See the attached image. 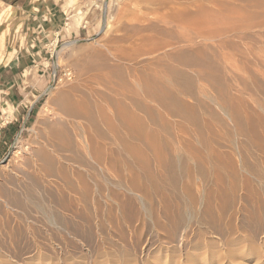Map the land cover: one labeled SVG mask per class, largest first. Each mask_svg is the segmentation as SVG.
Returning a JSON list of instances; mask_svg holds the SVG:
<instances>
[{
    "label": "bare ground",
    "instance_id": "6f19581e",
    "mask_svg": "<svg viewBox=\"0 0 264 264\" xmlns=\"http://www.w3.org/2000/svg\"><path fill=\"white\" fill-rule=\"evenodd\" d=\"M253 1H255L254 3L255 5H257V7L258 6L264 7V0H253ZM134 2H137V4L139 5V9H137L138 8L137 6L136 9H133L136 11V13L135 11L132 12L129 9L127 13H124L123 16V17H127L128 14L131 15V20L123 25V30L127 32V35H122L121 37L116 38L117 40L127 42L128 45L126 47L124 46L125 48L122 47L124 49L119 48V50H116V52H111L110 55L108 53L107 57L104 55L101 58H99L102 61L98 65L100 69L103 70V73L98 74L99 71L96 70L98 71L96 75L97 77L92 75L93 79H95V83L102 84L106 89L100 90L99 88H96V86L94 87L91 84L92 83L91 81L93 79H88L90 83H88L87 81H82V83L78 85L75 86L69 85L70 87L61 88V89H56L57 87H55L54 85L48 90L50 94L48 99V104L50 105L51 108V116H47V118H41L37 122V126L35 127L33 142L37 144V148L32 152L29 161L27 160V162L30 163L31 166L33 167V171L31 170L32 174H30L29 176L26 175L28 180V183L26 181L27 185L24 186L23 190L19 187V185L17 188L19 190L17 189L15 190L13 188L0 185V214L2 215V218H0V246L5 247L7 250H13V244L11 243L16 244L18 238H15L14 235L20 236V234L22 235L23 230L33 228L32 225L29 223V221H27V218L24 217L25 215L23 216L22 214H19L16 211L14 212L13 208L18 210H23L24 207L26 206H32L36 211L38 212L42 211L45 214L46 219L49 223L56 224V227L58 228V229L56 228L57 230L60 229L61 231L64 232L67 231L66 232L67 235L70 234L69 232L72 233L74 232L76 234H78V232H81L82 234L85 235L86 231L83 230L82 228L89 226L87 221L90 218L87 214V209L89 208V206H91L92 209H94V211L96 212V211H100V209L102 208L100 204H99L100 206H98V204L94 201L95 199L91 196L90 186L92 185L89 184L93 183L94 185V182H92V180H89L91 181V183H89L88 181V179L90 178L91 179L95 178L92 176L95 175L99 176L97 169L101 170V166L103 167L107 166L113 169L114 172L116 173V176L119 178L117 182H113V179L110 180L109 178L103 177L104 183L102 184L101 182L103 186L107 185L108 187L111 184L113 186H119L120 184H123L126 186V188H124L126 191H128L133 195L134 194L137 195L139 198L144 197L148 201L147 204L152 208L155 205H154V201H152L151 199L153 197H158V199H160V200L156 199L157 203L160 202V204H156V206L159 205V209H160L157 210V215H159L157 220L158 221L157 224H159V227L157 226L158 228L168 229L172 234H175L176 228L179 227V224L181 222V213L178 210L177 205L173 201H175L177 198H182L186 200V204L187 203L195 204L196 201H199L200 203L203 202V204L200 205V206L203 205L200 211V218H199L200 224H204L205 226H208L213 230L215 229V231L219 234H224L228 229L229 231L231 230L230 228H232L233 225L232 222H234L231 221V219L234 218L233 214L235 212H237L238 214V211H235L236 209H234L235 204L239 200V196L236 195L239 186H237V182L235 181V179L237 177V174L239 175L238 170H242L244 166L242 157H240L241 169H237V167L239 166L236 167L235 165L233 166L231 165L232 163H230L234 161L229 160L230 161L229 163L225 161L228 159V157L224 155L225 153L222 150L220 152H223L224 154L217 151L220 148L219 145H218L219 148L217 146L218 149L216 150L214 148H211L210 138L213 139V137L209 136L210 138H208L205 137V135L207 134H204L206 127H208L210 123L204 122V120H206L205 119L206 117L203 118L204 120L201 119L200 118L201 115L199 113L202 109V107L199 109V106L200 105L205 106V105L201 104V102L196 98V96L194 98L197 102H195L194 105H192L191 103L189 104L188 102L186 103V101H184V98H186L187 96L184 98L182 96L183 95L185 96V94L190 95V98L191 96H194V90H195L194 77H197L196 78L197 83H198V79H200L199 82L202 80L208 81L210 85L212 84L218 90V93L222 99L221 100L222 103L216 100L218 95L216 96V98L214 96V98L217 102H219L218 103L219 105L221 103L220 111H222V113L226 115L227 117L226 119L230 120L234 118L232 120L233 121L235 120L238 126V127L236 126L235 129L239 128V130L241 131H243L244 129H248L245 128V126L247 127V124L243 126L244 125L243 122L245 121L244 120H242L243 122L241 121L240 119L241 114H239V109H237L236 106L233 107V105L235 104H231L232 99L237 96H235V94L234 97L231 96L232 99L230 101L227 95L226 92L227 87L232 88L233 86L229 87L227 85L226 83L227 80L224 79L222 73V65L220 60L227 56L225 54L227 52L224 51L227 49L234 50L236 54H238L241 58L245 59V53L246 51H248L247 48L245 47V43L248 40L247 38H249L251 35L253 36L255 35V37L257 38L258 36H261L262 39L264 38V13H262L263 15H261L260 12L261 16L259 18L256 15V13L255 14L250 13L248 14V18L250 20L247 18V20H249L250 22L247 20L245 21V9L248 8L247 5L249 3L250 4L252 3V2L248 3V0H134ZM103 5L104 6L102 7V10H104L106 7L105 4ZM143 8L146 9L144 12L141 11ZM251 10L254 11V9L251 8L249 12H251ZM257 10L256 12H259V10L264 11V8L263 9L259 8ZM5 11L6 9L4 7L0 8V24H2L1 21L3 16H5L6 13ZM256 17L257 20L254 21L253 19ZM103 21L104 24L101 25V31H105V29L108 27L107 21L106 20ZM5 28H2V30L0 31V48L3 44V39L7 31V29ZM251 38H249V41L251 40ZM249 41L247 43H249ZM260 42L263 44V40ZM101 47L105 48V46L103 45ZM152 54L154 56L155 61L147 60L148 62L146 61L143 63L141 60L138 59L139 57H144L145 55H152ZM108 56H110V58ZM7 60L8 58L5 61ZM169 60L172 62V64L169 63ZM2 61L3 58L0 55V62ZM120 61H122V64ZM138 64L139 66L137 67L136 65ZM160 64L163 66L164 68L163 70L161 66L160 68H158V65ZM153 66H157V68L161 69L163 73H161L162 71L155 70L154 69L155 67L153 68L154 70L150 72L146 71L149 69V67H153ZM185 67L191 69L190 71H193V74L195 76L193 77L192 75L188 74L184 70ZM163 79L165 80V82L163 81ZM117 84L123 85V87L128 90L127 92H130L129 93L130 102L127 103H131L132 106L138 111V113L141 112L143 116H146L151 122H157V121L159 122L162 119L163 114L167 113L174 117L175 116L180 117V119L185 120L186 123L187 122L190 123L192 127H194L195 129V134H196L195 137L197 139V140L195 139V141L198 142L197 149H194L192 145H190L191 143L193 144V142L189 144L188 140H187L188 143L185 142L186 149L182 151H175L176 149L174 147L173 148L175 150L172 148L173 151H171L172 149L169 150L168 148H166L167 146L166 145L167 142L165 143L166 139H162L164 141L163 144L160 141L161 137L159 138L158 134L156 133L157 131L155 132L147 128L145 124L147 121L145 120V118L144 120L146 122H144L142 118L143 116L141 117V115H139L140 113L138 114L136 110H133L132 108L131 110L126 108L125 105H127V103L126 104L124 103L125 104L124 105L123 102L120 101L118 96L122 95V93H120L119 95L118 93H116L118 91V90L116 91L117 88L116 87H115L116 89L114 88V86ZM201 84L200 86L203 85ZM196 90H197V86H196ZM141 93L142 96L139 95ZM201 94H203V97L206 96L208 99L210 98L208 96V93H206L205 91L204 92L202 91ZM126 99L127 98L124 99L121 98V100L124 101ZM103 102L105 103V106L102 105ZM149 102H151V104L154 102L156 105L160 106L161 107L160 110L163 109L162 111L163 113L151 107ZM238 103L241 102L239 101ZM255 111L254 113L255 114L257 113L256 114L257 117L258 112ZM207 112L209 116H211L210 119H214L215 121H217V123H219V125L223 124L224 127H226L227 125L226 124L227 122L225 123L226 119L224 118L225 119L224 120L222 118L225 117L224 115L222 117H219V115H217L218 113L216 114L214 113V111L210 109H208ZM207 112L204 113L206 114ZM247 113L248 112H246V115L248 117L250 113L249 114ZM246 115L244 118L247 119ZM259 116L261 117L260 114ZM207 118L209 117L207 116ZM262 118L263 117H261V119ZM163 120L165 119L163 118ZM210 121L213 122V120H209V122ZM253 121L255 122L256 120L254 119ZM259 122L258 123L261 125V120H259ZM101 123H105V125L104 124L103 125L107 128V130L104 127L103 128L101 127ZM166 124L167 123L164 124L163 121L162 124L163 129L160 130H164V128L166 129L167 127L171 129V125H169L170 126L169 127L168 124L167 125ZM262 125L264 128V124ZM157 126L159 125L157 124ZM208 128L206 129L207 133L209 132ZM122 129H125L127 133L126 131L125 133H123ZM167 130L164 131L167 132ZM210 130H211L210 132L213 131V129ZM246 131L248 132V130ZM119 132L121 134H119ZM229 132L230 130L228 131V133ZM254 132L252 133L250 131V134L252 133L254 134V136H256ZM224 133H226V131H224ZM167 134H169V132ZM246 134L248 135V133ZM261 134H264V132H262ZM213 136L216 137V135L214 134ZM248 138H250L249 135ZM259 138H261V135ZM131 139H136L139 140L140 142H143L144 145L142 143L141 144L144 147H142L141 144L139 146L138 143L137 144L132 143L130 141ZM254 139L255 138L253 137L250 142H253ZM170 143H168L167 147H169ZM173 144L174 143L172 142V145ZM199 144L201 145L203 144L204 145L203 147L205 149L203 148L202 150L201 148L199 150L198 149ZM256 144H260V143L257 142ZM113 145H115L116 147H114ZM171 146L169 148H171ZM213 146H215V144H213ZM262 150H264L263 147ZM246 152L245 155H247ZM232 155H234V153ZM246 157H244V159ZM262 157L261 158L259 157L260 160L256 159L257 157L254 158L257 161H259V163H261L260 161L263 160ZM247 158L251 159L250 157ZM121 166L122 167L125 166V171L127 170L126 176L122 174L120 170ZM260 166H262V163ZM5 167L1 168L3 174H6L8 171H10V169H6L7 167L6 168ZM246 167L247 166H245V168ZM252 169H254V173L255 171L258 170V169L255 170V166L254 168H251V170ZM261 170L263 169H260V171ZM108 172L107 175L109 174ZM251 174L249 176H251ZM110 175L113 176L112 172ZM259 175L257 176V178L259 177L258 179L264 180L263 177L260 178ZM262 175L264 176V170H263V174L261 172V176ZM44 178L53 179L52 182L54 183V186L52 190L46 191L45 189L42 190V188H40L39 183L41 182L43 183L45 181ZM247 179L244 180L245 184L243 183L244 181L241 180L243 184L242 186L244 187L245 185V189H243V187L241 189L245 190L248 194L249 193L252 195L255 194L256 197L259 196L260 194L257 195L256 193L260 192L261 190L257 192V190L259 189L255 188V186L253 187L252 184L249 183V181H246ZM196 180L197 182L205 181V184L204 182H202L204 185H201L202 183L200 185L198 183L197 185V183L195 182ZM232 180H234L235 182ZM111 187L110 189L107 188L109 189L108 198L110 197L109 199L112 200V202H114L117 205L118 210L121 212V214L126 216L125 218L127 220V218H129L128 216H131L132 213H136L134 212L136 209L133 210L134 206L129 204V202L124 203V200L122 199L123 200L122 201L120 199L123 195H121V197L119 198V193L116 191L114 187H112L111 190ZM96 190L97 192H100V187L96 188ZM35 193L39 195L38 196L39 198L34 197ZM106 193L108 195L107 191ZM102 197H104V195H102ZM125 197L127 196H124V198ZM247 197L249 198L250 196ZM141 202L142 201H140L139 203L141 204ZM171 202L173 203L171 204ZM136 203L137 202L135 201L134 204ZM139 206H137V208ZM197 206L199 207V204H197ZM253 208H255V206H253ZM139 209L141 210L142 207L141 208L139 207ZM143 209L145 210L144 206ZM146 210H150L151 212L150 208ZM254 211L252 212L254 213ZM256 211L258 210L256 209ZM183 212H185V210H183ZM240 213L241 212H239V214ZM11 215L15 217H13V219H10L9 217ZM250 215L251 213L249 214V216ZM151 216H152L151 218H153V215ZM190 216H194V215H190ZM73 217L75 218L77 217L81 219L79 224L74 223L75 218L73 219ZM159 217H163L165 221H160L162 218H160L159 220ZM186 217H188V215ZM151 218L149 217L148 219ZM114 219H116V221L112 220L114 223L118 222L117 217L114 216ZM195 219L197 218L195 217ZM82 220L83 223L85 221V224L82 223ZM154 221H156V219ZM38 223L36 222V224ZM93 224L94 223H92V225ZM118 224L119 223H117V226H115V228L118 227ZM128 224L130 225L131 222H128ZM242 224L244 225L247 224L251 228L249 229L251 231L249 236H252L253 238V235H257L262 226V219H260V217H258L256 213L255 216H251L247 219L243 218ZM40 225L43 226V224L41 223ZM145 225L146 224H144V226ZM138 226H136V228ZM184 227L187 228L185 224ZM138 229L136 230V232L138 231ZM179 229L181 231V228ZM118 230L117 232H119ZM122 231L123 230H121V232ZM124 234L126 235L127 233ZM123 235L120 236L122 237ZM181 235L183 236V234ZM74 236L75 235H73L72 237ZM253 243L255 244V242ZM200 248L202 247L200 246ZM1 251L5 252V250L2 249ZM58 255L55 254L56 257ZM30 256L32 255L30 254ZM9 263L11 262L9 261Z\"/></svg>",
    "mask_w": 264,
    "mask_h": 264
},
{
    "label": "rangeland",
    "instance_id": "374dc122",
    "mask_svg": "<svg viewBox=\"0 0 264 264\" xmlns=\"http://www.w3.org/2000/svg\"><path fill=\"white\" fill-rule=\"evenodd\" d=\"M249 2H252V3L250 4ZM254 2L255 1H253V0H248V3L250 5L246 2L248 4L247 5L248 8L246 7L247 9H245V21L247 20L248 14H250V13H254V14L256 13L258 18L261 15H263L262 13H264L263 10H259V12H256L257 9H259V8L263 9L264 7H261V6L257 7V5H255ZM103 4H105V6H106L104 10H102V7L104 6ZM2 7H4V4L0 3V8H2ZM87 7H88V5H87ZM136 8L139 9V5L137 4V2H134V0H94V2H93V14L95 16V20L93 22L86 24V26L89 27V31H88L87 35L77 37V38L64 39L62 41H57L55 39V40H51V41H48L45 43H41V41L39 40V43L36 42V44H35V42H34V45H32L33 49L34 48H35V50L38 49L36 51L40 50V53H37V54L36 53L29 54L27 49H26V48H29L31 51L32 48L30 47V44H33V43H27L28 42L27 39L23 38L21 36L20 32L18 33V36H15V34H13V31H11L12 30L11 27L10 26L7 27L8 25L6 23L9 24V22H10L9 20L11 19V15H10L9 10L5 11L6 12L5 16H3L2 21H1L2 24H0V31L2 30V28H5V27H6L5 29H7V31H6L7 34L5 33V36L3 39V44L0 48V55L3 58L2 62H5L6 58H11L12 53H14V49L19 48V49H22L21 51L26 50L25 52L27 53L29 60H26L25 64L29 65V66H33V65L37 64L41 69V70H39V73L41 75L44 73L45 76L43 77L42 88L38 90L39 95L36 98L38 101L37 107H35V110L33 111V114L30 118V121L27 123V126H26L27 129L24 133V136H22L20 138L17 137L13 141H11L10 146L7 148V150L5 151L3 156L0 158V174H3L1 171L2 167L6 166L7 167V168L5 167L6 169H10V171H8L6 174L0 175V185L1 186L4 185V186H7L9 188H13L16 190L18 188V185H19V187L23 190L24 186L27 185V183H28L27 176L32 174L33 167L31 166L30 163L27 162V160L29 161V158L31 157L32 152L37 148V144L35 142H33L34 141L35 127L37 126V122L41 118H47V116H51V108H50V105L48 104V99L50 96L48 90L54 85H55V87H57L56 89H61V88H68L70 86L78 85V84L82 83V81H87L88 83H90V81L88 79H93V76H96L98 71H99L98 74L103 73V70H101L99 65H98L102 61L99 58H101L104 55L107 57L108 53L110 55L111 52H116V50H119V48H122L124 46L126 47L128 45L127 42L117 40L116 38H119L122 35H127V32H125V30H123V25L131 20V15L128 14L127 17H123V16H124V13H127V11L129 9H130V11L134 12L135 10H133V9H136ZM251 8L254 9L255 12L253 10H251V12H249ZM145 10L146 9L143 8L141 11L144 12ZM79 11H81V12H79ZM79 11H78L79 12L78 18H79V20L82 21L81 18L83 16V12H82V10H79ZM260 12H261V15H260ZM135 13H136V11H135ZM12 14H13V12H12ZM121 15H122V17H121ZM103 20L107 21V26H108L105 29V31H101V25L104 24ZM124 20H125V22H124ZM249 20H247V21H249ZM253 20L254 21L257 20V17L254 18ZM253 20H251V21H253ZM81 21H80V23H81ZM249 38H251L250 41H249ZM249 38H247L248 40L246 39L247 41L245 40L246 41L245 47L248 50V51L245 50L246 51L245 59L241 58L238 54H236L234 50H228L227 49V50H224L225 52H227V53H225L227 56L220 60L221 65H222V73H223L224 79H226L228 81L227 82L225 80L229 87L233 86L232 88L227 87V90H226L227 95H228L230 101H231L232 97H234V94H235V96H237V97L233 98L234 100L232 99L233 103L231 102V104H235V105H233V107L236 106V108L239 109V114H241L240 119H241V121L242 120L245 121V122L242 121L244 123L243 126H245L247 124V127L245 126V128H248V129H244L243 131H241V130H239V128H236L237 129L236 130L235 127L237 126V124H236L235 120L234 121L232 120L234 118H232L230 120L226 119L227 118L226 115H224V113H222V111H220L222 99H221L216 87L213 86L212 84H211L212 85L211 86L208 81L202 80L199 82L200 79H198V83H200V84L202 83L204 85L203 86L201 84L202 86H200V84H198L196 81L197 77H194L195 75L193 74V71H190L191 69H189L187 67H185V69H184L188 74L192 75L195 78L194 81L196 83L194 82V86H195L194 87L195 90L193 89L194 90V96H191V98H190V95L185 94V96L183 95L182 97L184 98L187 96L186 98H184V101H186V103L188 102L189 104L191 103L192 105H194L195 102H197L194 98L196 96V98L201 102V104H203L205 106L207 105L206 107L200 105L199 109L201 107H202V109H201V111L199 110L200 111L199 113L201 115L200 116L201 119L206 117L205 118L206 120L203 119L204 122H207L210 124L213 123L211 125L210 124L209 125L207 124V125L210 129H213L212 132H214V133L210 132L211 130L208 127H206V129L208 128L209 132L207 133L206 129L204 131V134H207V135H205V137H208V138H210L211 136L213 137V139L210 138L211 148H214L216 150L220 146V148L217 151L220 152L222 150L225 154L223 152H220V153H223L224 155H226L228 157V159L225 161H227V163H229L230 161H234V162H230V163H232L231 165H233V166L234 165L236 167L239 166V167H237V169H241L240 168V166H241V160H240L241 158L240 157H242V161L244 164L243 169L238 170L239 175L237 174V177L235 179V181L237 182V186H239V188L237 189V192H239V193L236 192V195L239 196L238 202L239 201L240 202L239 203L237 202L235 204L234 209H236L235 211H238V214H237V212H235L233 214L234 218H232L231 221H234V222H232L233 225H232V228H230L231 229L230 231L228 229V230H226V232L224 234H219L215 231V229L213 230L212 228H209L208 226H205L204 224H200L199 223L200 211H201L202 206H203V205L202 206H200V205L203 204V202L200 203L199 201H196L195 204H189V203L186 204V200L182 199V198H177L175 200L177 203L175 201H173L177 205L178 210L181 213V222L179 224V227L176 228L175 234H172L168 229L158 228L159 224H157V222H158L157 220H158L159 215H157V210H160L159 205L156 206V204H160V202L157 203V201H156V199H158V197L152 196L153 198L151 200L154 201V205L156 206V207L155 206L153 207L156 209H153L152 207H150L147 204L148 201L144 197L139 198L137 195H135V194L133 195V194L129 193L128 191H126L124 189V188H126V186L123 184H120L119 186H113L112 184L109 185L108 187H107V185L103 186L102 185L104 183L103 177L109 178L110 180L113 179V182H117L119 178L116 176V173L114 172L113 169H111L107 166H104V167L101 166V170L97 169L99 176H96V175L92 176V177H95L96 179L95 178L88 179V181L92 180V182H94V185H93V183H91V181H89V183H91L89 185H92V186H90L91 187V196L95 199L94 201L98 204V206L101 205L102 208L100 209V211H96V212L94 211V209H92L91 206H89L90 209L89 208L87 209V214L90 217L89 220L87 221L89 226L82 228L83 230L86 231V234H87V235L85 234L86 236L84 234H82L81 232H78V234H76L74 232L73 233L69 232L70 234L67 235V233H66L67 231L64 232V231H61L60 229L57 230L58 228L56 227V224L49 223L46 219L45 214L42 211H39V212L36 211L32 206H26V207H24L23 210H18V209L13 208L14 212L16 211L19 214H22L23 216L25 215L24 217L27 218V221H29V223L32 225L33 228L23 230L22 235L20 234V236L14 235V237L18 238V239L16 241V244L11 243V244H13V250H7L5 247L0 246V264H25V263L26 264H28V263L29 264H68V263L69 264H264V180L258 179L259 177L257 178V176L260 174L259 175L260 178L263 177V179H264V176L263 175L261 176V172L263 174V170H264V161H263L264 160V152H263L264 150H262V147L264 149V144H263L264 134H261L262 132H264V128L262 125V124H264V120H263L264 119V111H263L264 110L263 109V107H264V47H263L264 46V38L262 39L261 36H258V38H259L258 39L257 37H255V35L254 36L251 35ZM256 38H257V40H256ZM260 39L263 40V44L260 42V41H262ZM248 41H249V43H247ZM100 44L105 46V48L101 47L102 45H100ZM36 46H38V48H36ZM41 46H43L42 50H41ZM124 48H122V49H124ZM108 57L110 58V56H108ZM138 59L144 63L147 60L148 61L154 60V56H153V54L152 55H145L144 57H139ZM120 62L122 64V61H120ZM169 63L172 64V62L170 60H169ZM43 64H45V65H43ZM136 66L138 67L139 64ZM150 66H152V65H150ZM160 66L163 70L164 68L161 64L158 65V68H160ZM88 67H90L92 69H90ZM79 68H80V70H79ZM153 68L157 71H162L161 69H158L157 66L149 67V69L146 71L150 72V71L154 70ZM96 70H98V71H96ZM161 73H163V71ZM86 78H87V80H86ZM79 79L81 80V82ZM164 79H163V81L165 82ZM113 80H115V79H113ZM91 82H92L91 84L94 87L96 86V88H99L100 90L106 89L102 84L95 83V79H93ZM118 85H120V84L115 85L114 88L115 87L117 88V89L116 88L115 89H116V91L118 90L119 92L117 91L116 93H118L119 95H120V93H122V95L118 96L120 101L123 102V104L130 102V100H129V97H130L129 93L130 92H127L128 90L126 88H124L123 85H120L121 87ZM196 86H197V90H196ZM201 90L203 92L205 91L206 93H208L210 100L206 96L203 97V94H201V92H202ZM138 91H140V90H138ZM123 92H126L127 94L123 93ZM139 95L142 96V93ZM123 96H125V97H123ZM214 96H215V98L217 96L216 100L221 102L220 105L218 104L219 102H217L215 100ZM121 98L122 99L127 98L125 100L126 102L124 100H121ZM238 99H240V100H238ZM214 100H215V102H214ZM211 101H213V102H211ZM239 101L241 103H238ZM206 103H209V104H206ZM149 104L151 107H153V108L157 109L158 111H160L161 113H163L162 112L163 109L160 110L161 107L156 105L154 102L152 104H151V102H149ZM153 104H155V105H153ZM102 105L105 106V103L103 102ZM125 106H126V108H128L130 110H131V108L133 110H136L132 106L131 103H127V105H125ZM218 106H219V108H218ZM207 108L214 111V113H216V114L218 113L217 115H219V117H222L224 115L225 117H222V118L226 119L225 123L227 122L226 124L228 125V128H227V125H226V127H224L223 124L219 125V123H217V121H215L214 119H210L211 116H209V114L207 112L208 111ZM255 110L258 112L257 117H256L257 113L256 114L254 113ZM203 111L207 112V113L205 114ZM245 111L248 112L247 114L250 113L249 115H252V114H255V115H252L253 117L248 115V117H247ZM136 112L138 113L137 110H136ZM240 112H242V113H240ZM251 112H253V113H251ZM139 113L138 114L141 115V117H142L143 114L141 112H139ZM242 114H243V116H242ZM259 114L261 115V117H263L262 119L259 116ZM43 115H44V117H43ZM245 115H246L247 119L244 118ZM207 116L209 118H207ZM258 117H259V119H258ZM142 118H143V120L145 118V120L147 121L146 122L144 120V122H146L145 124H146L148 129L153 130L155 132L157 131L156 133L158 134L159 138L161 137V140L159 138L158 139L163 144H164V141L162 139L167 140V141L165 140V143L167 142L166 143L167 146H168V143L171 142L169 147L172 145V142L174 143L171 146V148L166 146V148H168L169 150L174 147L176 149L175 150L173 148L175 151H182V150L186 149L185 142L188 143V141H189V144L191 142H193V144L191 143L190 145H192V147L194 149H197V146H198L197 143L198 142L195 141L196 134H195L194 127H192V125L188 122H187L188 123L187 124L186 121L183 119H180V117H176V116L174 117V116H171L167 113L166 114L164 113L163 117L161 119L162 121L160 120L161 122L160 121L159 122L158 121L157 122H151L146 116H143ZM163 118L165 120H163ZM254 119L256 120L255 122L253 121ZM167 120H168V122H167ZM209 120H213V122L212 121L209 122ZM259 120H261L262 126L259 124L260 123ZM163 121H164V124L167 123L168 126L171 125V129L168 127H167L168 130H167V128L166 129L164 128V130H167V132L164 130H160V129H163V126H162ZM156 123L159 126H157ZM103 124L105 125V123H101V127L102 128L104 127L107 130V128ZM233 124H235V125H233ZM212 125H214V126H212ZM32 128H33V131H32ZM225 128H227L228 130ZM229 130H230V132L228 133ZM234 130H235V132H234ZM246 130H248V132ZM249 130L252 133L255 130L254 133L256 136H254V134H252V133L250 134ZM256 130H257L258 134L256 133ZM122 131H123V133H125L126 130L122 129ZM122 131H121V133H122ZM224 131H226L227 134L224 133ZM237 131H239V132H237ZM168 132H169V134H167ZM108 133H110V132H108ZM121 133L119 132V134H121ZM126 133H127V131H126ZM209 133H210V135H209ZM246 133H248L250 138H248V135ZM213 134L216 135V137L213 136ZM231 134L233 135V137ZM245 134L247 135V138H246ZM122 135H124V134H122ZM251 135L255 138L253 140V142H250L253 138ZM260 135H261V138H259ZM193 136H194V138H193ZM219 136H221V137H219ZM256 138H258V139H256ZM190 139H192V140H190ZM130 141L134 144L138 143L139 146L141 143L143 144V142H140L139 140H136V139H131ZM254 141L256 143L258 142V143L262 144L263 146L260 144H256ZM249 143H251V144H249ZM142 144H141V146L144 147L143 146L144 144L143 145ZM213 144H215V146H213ZM255 144L258 146H256ZM113 146L116 147L115 145H113ZM203 146H204L203 144L202 145L199 144L200 148L198 147V149L200 150L202 148V150H203V148H204ZM217 146H218V148H217ZM173 149L171 151H173ZM245 152L247 155H245ZM259 152H262V153H259ZM231 153L232 154L234 153V155H232ZM262 155H263V157H262ZM246 156L250 157L251 159H248ZM244 157H246V158L244 159ZM254 157L255 158L257 157L256 159H258V160H260L259 157L260 158L262 157L263 160L261 159L262 161H260L262 163V166H260L261 163H259V161H257ZM253 161H254V163H253ZM245 166H247V167L245 168ZM254 166H255V170L258 169L257 171L259 174L257 173V171H255V173H254V169L251 170V168H254ZM236 167H235V169H236ZM102 168H103V171H102ZM260 169H263V170L260 171ZM106 170H108L109 172ZM120 170H121L122 174H124V176L127 175V172H126L127 170L125 171V166H123V167L121 166ZM102 172H103V174H102ZM107 172L109 173L108 175H107ZM111 172H112L113 176L110 175ZM247 172H249L250 174L252 173L251 176H249L250 174ZM242 176H243V178H242ZM244 176H246V177H244ZM251 177L252 178L254 177V178L252 179ZM244 178L245 179L248 178L249 180L247 179L246 181H249V183L252 184L253 187L255 186V188L259 189V190H257V192L261 190L258 193L255 192L257 195L260 194L259 196L256 197L255 194H253V195L250 193L248 194L245 190H243V189H245V185H244V187L242 186L243 185L242 181L245 180ZM44 179H45V181L43 183L42 182L39 183L40 188H42V190L45 189L46 191L52 190V188L54 186V183L52 182L53 179H51V178H48V179L44 178ZM230 179H232V178H230ZM97 180H98V182H97ZM26 181H27V183H26ZM232 181H234V180H232ZM22 182H23V184H22ZM101 182H102V184H101ZM195 182L197 183V185H198V183L200 185L202 182H204V184H205V181L197 182V180H196ZM240 182H241V184H240ZM47 183H49V184H47ZM243 183L245 184V181ZM204 184L202 183L201 185H204ZM206 185H208V184H206ZM111 186L114 187L116 189V191L119 193V198L121 197V195H123L120 199L121 200L123 199L124 203L129 202V204L134 206L133 210L136 209L134 211L136 213H132L134 216L131 214V216H128L129 218H127V220H126V218H125L126 216L121 214V212L118 210L117 205L114 202H112V200L109 199L110 197L108 198L109 189ZM99 187H100V192H97L96 188H99ZM104 187H106V188H104ZM112 187H111V190H112ZM242 187H243V189H241ZM107 188H109V189H107ZM239 189H240V191H239ZM17 190H19V189H17ZM241 190H243V191H241ZM106 191L108 192V195H107ZM122 192L123 193L125 192V193L123 194ZM243 192H246V193H243ZM36 194L37 193H35L34 197L39 198L38 197L39 195L38 194L36 195ZM241 194H243V195H241ZM244 194H245V196H244ZM246 194H248V195H246ZM102 195H104L105 198L102 197ZM124 196H127V197H125L126 199L124 198ZM134 196H136V197H134ZM247 196H250V197L248 198ZM133 198H135L137 200H135ZM132 199L135 200L137 203L134 204L135 201H133ZM158 200H160V199H158ZM252 200H253V202H252ZM140 201H142L141 204L139 203ZM173 202H171V204ZM182 204H184V205H182ZM197 204H199V207L197 206ZM239 204H240V206H239ZM141 205H143L145 207V210L143 209V206H141ZM147 205H148V207H147ZM137 206H139L140 208L142 207V209L140 210L139 207L137 208ZM191 206H193V207H191ZM253 206H255V208L258 211H256V209L253 208ZM190 207H191V209H190ZM94 208H95V206H94ZM149 208L151 209V212H150V210H146ZM239 208H240V210H239ZM245 209H246V211H245ZM152 210H154L156 213ZM183 210H185V212H183ZM28 211H30V212H28ZM252 211H254L255 214ZM239 212H241L242 214L241 213L239 214ZM154 213H155V215H154ZM250 213H251V215L249 216ZM256 213H257V216L260 217V219H262V226H261L258 234L253 235V238H254L253 239L252 236H249V234L251 232L249 229H251V228L247 224H245V225L242 224V220H243V218L247 219L251 216H255ZM90 214H91V216H90ZM112 215L117 217L118 222H115L116 224L113 222V221H116V219H114V216H112ZM151 215H153V218H151L152 217ZM187 215H188V217H186ZM190 215H194V216H190ZM11 216L9 217L10 219H13V217H15L13 215H11ZM243 216H245V217H243ZM131 217H133V218H131ZM141 217H142V220H141ZM149 217L151 219H148ZM195 217L197 219H195ZM0 218H2L1 214H0ZM74 218L75 217H73V219ZM76 218H75L74 223L79 224L81 219H79V218L76 219ZM160 218H162V219L160 220ZM135 219H136V221H135ZM137 219H139V220H137ZM153 219L154 220L156 219V221H154ZM163 219H164L163 217H159L160 221H165V219L164 220ZM94 220L96 221V223ZM132 220H133V222H132ZM92 221H94V222H92ZM134 221H135V224H134ZM36 222L37 223L39 222V223L36 224ZM89 222H91V223H89ZM128 222H131V224L129 225ZM40 223L43 224V226L40 225ZM44 223H46V224H44ZM82 223H83V220H82ZM92 223H94V224L92 225ZM109 223H111V224H109ZM117 223H119L118 227L115 228V226H117ZM125 223H126V225H125ZM83 224H85V221ZM141 224L143 226H144V224H146V225L143 227ZM184 224H185V226H187V228L184 227ZM44 225H46V226H44ZM109 225H110V228H109ZM113 226H114V228H113ZM136 226H138V227L136 228ZM153 226H154V228H153ZM236 226H237V228H236ZM124 227L126 228V230ZM108 228L112 229V230H109ZM133 228L134 229L136 228V229L134 230ZM179 228H181V231ZM206 228H208V229H206ZM98 229H100V230H98ZM118 229H120V230H118ZM137 229H138V231L136 232ZM161 229H162V231H161ZM117 230L119 232H117ZM121 230H123V231L125 230V231L121 232ZM207 230H209V231H207ZM130 231H132V232H130ZM116 232H117V234H116ZM124 233H127V234L125 235ZM128 233H130V234H128ZM119 234L120 235L124 234L123 235L124 237H126L127 235H129V236H127L126 238H124L122 236L123 237L122 238ZM181 234H183V236ZM71 235L72 236L77 235L76 236L77 239L75 238V236L72 237ZM176 236H178V237H176ZM169 237H171V238H169ZM187 240L189 243L187 242ZM253 242H255V244ZM92 243H94V244H92ZM193 243H194V245H193ZM232 243H233V245H232ZM200 246L202 248H200ZM198 248H200V249H198ZM1 249L5 250V252L1 251ZM50 249H52V250H50ZM174 249H176V250H174ZM140 251H141V254H140ZM30 254L32 256H30ZM55 254L56 255L59 254V255L56 257ZM34 256H36V257H34ZM42 256H43V258H42ZM30 257H31V259H30ZM37 257H39V258H37ZM58 257H61V258H58ZM56 259H57V261H56ZM15 260H16V262H15ZM9 261L11 263H9Z\"/></svg>",
    "mask_w": 264,
    "mask_h": 264
},
{
    "label": "crops",
    "instance_id": "0c3cea01",
    "mask_svg": "<svg viewBox=\"0 0 264 264\" xmlns=\"http://www.w3.org/2000/svg\"><path fill=\"white\" fill-rule=\"evenodd\" d=\"M93 2L94 0H0L4 8L10 11L11 19L9 24L6 23L7 27H11L15 36L20 32L27 43H33L30 44L31 51L26 48L29 54L40 53V50L36 51L38 49L35 50L32 46L34 42L39 43V40L45 43L87 35L89 27L86 24L95 20ZM79 10L83 12L82 21L78 18ZM21 50L14 49L11 58L0 62V158L11 141L24 136L27 123L37 107L38 90L42 88L45 76L44 73H39L41 69L37 64H25L29 57L26 50Z\"/></svg>",
    "mask_w": 264,
    "mask_h": 264
}]
</instances>
